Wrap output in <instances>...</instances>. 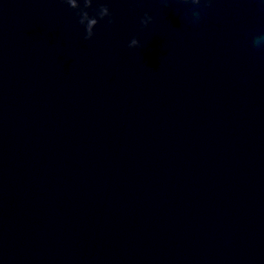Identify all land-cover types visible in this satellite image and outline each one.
I'll return each mask as SVG.
<instances>
[{
  "label": "water",
  "instance_id": "95a60500",
  "mask_svg": "<svg viewBox=\"0 0 264 264\" xmlns=\"http://www.w3.org/2000/svg\"><path fill=\"white\" fill-rule=\"evenodd\" d=\"M100 5L0 0V264H264V0Z\"/></svg>",
  "mask_w": 264,
  "mask_h": 264
},
{
  "label": "clouds",
  "instance_id": "9594fccd",
  "mask_svg": "<svg viewBox=\"0 0 264 264\" xmlns=\"http://www.w3.org/2000/svg\"><path fill=\"white\" fill-rule=\"evenodd\" d=\"M66 3L70 5L74 9H79L78 15H79V22L83 25H85V39H90L93 34H94V27L98 23L99 18H104V17H111V12L110 9L107 5H100L96 15L90 16L88 11L86 10L87 7L90 5V0H83V7H81L80 0H66ZM193 4H199L200 0H192ZM89 19H95L96 24L89 26L87 24V21ZM152 16L149 15L148 13H145L143 17H141V26H147L151 21H152ZM259 43V41L257 42ZM140 44V41L136 38L133 37L129 43L128 46L131 47H136Z\"/></svg>",
  "mask_w": 264,
  "mask_h": 264
}]
</instances>
